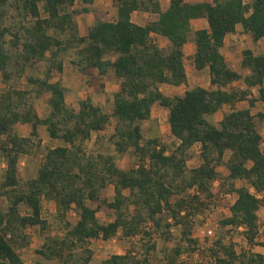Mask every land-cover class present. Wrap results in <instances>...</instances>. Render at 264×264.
Segmentation results:
<instances>
[{
	"label": "trees",
	"instance_id": "obj_1",
	"mask_svg": "<svg viewBox=\"0 0 264 264\" xmlns=\"http://www.w3.org/2000/svg\"><path fill=\"white\" fill-rule=\"evenodd\" d=\"M94 3L0 0V73L9 79L12 67L20 75L28 68L34 71L27 77L30 90L0 92V158L6 163L0 196L8 201L6 209L0 208V264H26L20 249L30 244L29 227L39 226L42 233H48L51 224L43 217L44 200L55 206L64 233L45 237L36 264H90L91 241L119 235L144 241L143 252L115 253L100 264H152L151 252L158 246L154 235L169 241L177 226L181 237L171 247L165 244L164 264H202L188 263L180 256L197 248L193 222L216 202L217 180L236 194L234 202H223L230 215L222 224L247 225L248 240L257 243L258 210L264 197H257L251 188L264 192V138L258 129L264 112L254 114L252 108L264 101V53L256 54L251 48L242 51L241 66L249 71L243 75L221 49L238 25L253 43L264 38V0H170L165 10L160 0H112L117 18H96L88 34L81 35L77 16L91 12ZM9 6L17 13L11 15ZM136 10L158 17L140 25L132 20ZM199 18H207L208 27L194 33L196 52L191 66L209 68V85L169 96L161 90L162 84L187 83L184 46L191 21ZM152 33L166 37L169 46H161ZM70 56L89 85L110 73L119 79L112 114L89 95L77 107L67 103L63 74ZM240 80L246 88L232 85ZM256 86L257 97L252 96ZM43 94H49L50 111L45 116L34 106V98ZM243 100L249 107L236 108ZM157 103L168 109V125L178 141L171 152L160 138H146L143 133L141 122L150 119ZM225 104L232 110L213 123L209 117ZM112 116L116 124L110 140L116 150L125 153L133 148L137 157L129 169L119 167L112 154L94 153L86 147L94 132L106 130ZM18 123L32 125L28 136L19 135ZM39 125L61 143L46 149L37 176L21 184L20 159L34 145L41 146ZM196 144H200L202 162L189 167ZM222 166L228 174H221ZM240 180L245 184L239 185ZM110 185L115 191L112 200L103 196ZM103 205L113 210L111 221L99 217ZM72 208L78 214L75 223L67 218ZM210 249L217 264H234L246 257L221 239ZM247 260L264 264V252L250 254Z\"/></svg>",
	"mask_w": 264,
	"mask_h": 264
},
{
	"label": "rangeland",
	"instance_id": "obj_2",
	"mask_svg": "<svg viewBox=\"0 0 264 264\" xmlns=\"http://www.w3.org/2000/svg\"><path fill=\"white\" fill-rule=\"evenodd\" d=\"M105 1L111 4L110 0H95V3L91 5V12L86 14H80L77 16L81 35L88 34L89 28L91 27V25L94 24L96 18L107 19L115 15L114 14L115 8L112 5H111L112 9L106 10L108 13L99 12L98 8L101 7L100 4L104 3ZM245 1H251V0H245ZM77 6L80 7L79 4H77ZM8 9L11 15L12 13L13 14L17 13L15 12L16 11L15 8L12 6H9ZM243 43H245L244 38H243ZM259 48L261 51H264V39L262 40V43L260 44ZM70 59L71 56L69 57V59H66L65 61V84L68 85L67 103L72 107H77L78 101L81 98L85 97L86 95H89L95 104L100 105L104 111H106L109 114H112L113 104H114L113 93L117 87L119 79L113 73H110L107 76H100L99 78H97L94 81L93 86L89 85L86 79L79 72L77 67L71 63ZM233 64L239 68L238 61L234 62ZM14 68L15 67H12L13 74L9 79H5L3 74L0 73V92L12 88L21 89V90H30L32 88V85L29 84L27 77L31 72L34 71L28 68L27 72H25L23 75H20L15 70L16 68L15 69ZM241 70L243 71V68ZM54 76H55L54 80H56L58 77L56 74ZM100 83H103L104 87H102ZM238 85L239 84H236V87H239ZM166 91L170 95L171 92L168 90ZM179 93H183L182 90L181 91L179 90ZM48 98H49V94H43L40 97L34 98L35 109L42 116H45L50 111V107L47 102ZM259 111H264L263 102L259 105ZM115 124H116V119L112 116L111 121L108 124L106 130H104L102 133L94 132L92 137L88 141H86V147L88 148L89 151H92L94 153L103 152L105 154H112L119 167L124 169H129L137 163V157L134 153L133 148L129 149L125 153H119L116 150L115 145L110 140V136L114 132ZM141 124H142L144 136L146 138H150V137L160 138L162 142L165 145H167L169 152H171L176 147L178 141L172 135L171 130L169 128L168 109L166 107L161 106L158 103L155 104L153 106L152 115L150 119L142 121ZM260 124L261 122L259 123L260 126L259 129L264 133L263 130L264 127L262 124L261 125ZM38 129H39V138L41 139V146L34 145L31 151L28 154H24L20 159L19 177L21 184L25 183L28 179L37 176L38 169L45 157L46 149L48 147L57 146L58 144L61 143L60 140L50 137L46 126L39 125ZM16 130L19 133V135L28 136L32 130V125L30 123H26V124L18 123L16 125ZM199 151L200 149L198 145H195L192 148L188 160L189 167L198 166L202 162ZM5 169H6V163L3 161V159L0 158V184L4 178ZM220 172L222 175H226L228 171L224 166H222L220 167ZM238 184L243 185L245 184V181L240 180ZM215 188L217 189L216 200H215L216 202H214V205H212L211 209H209L208 211L197 214L193 222L194 237L198 239V243L196 247L199 248L200 243L203 242L208 246L205 249H200L198 251L197 256L194 253L197 248L193 252H187V251L183 252V253H188L187 259L183 260L188 263H194L197 261L202 264H217L214 257L211 255L210 248L214 247L215 242L218 239H221L224 245H232L233 248H234V244H236L238 251H241V253L238 254L240 256H242L243 254L246 255L247 251H250V254L259 253L244 248L243 240H244L245 232L238 230L237 228H228L227 225L224 226L222 224V220L225 219L228 215H230V211L228 210V208L224 206L223 202L225 201L234 202L236 198V194L234 192H228L227 186H222L220 180H217L215 182ZM227 193H231V195L227 196L226 195ZM114 194H115L114 186L110 185L107 189H105L103 196L108 198L109 200H112L114 198ZM92 205L93 207L97 206L96 203H93ZM7 206H8L7 199L3 196H0V208L6 209ZM43 206H44L43 217L49 221L51 227L46 235L41 232L39 226L29 227L27 229V234L29 236L30 244L20 249V253L26 264H36L37 261L41 260V256L40 254H38L37 251L42 247L45 241V237L48 234L53 236H61L64 233L62 223L58 220L56 214V208L53 205V203L44 200ZM73 210L75 209L72 208L69 211L67 218L72 223H75L77 217L73 215L72 213ZM26 211L27 210L25 209L23 210V212ZM112 213L113 210L108 208L106 205H103L98 211V215L103 222L111 221ZM258 214L260 221L258 227L259 235L257 237L258 242L252 244L256 246L255 248L253 247L254 249H256L255 251H262L263 248L261 246L264 244V226H263L264 198H263V202L261 203L260 209L258 210ZM205 223H207L208 227H211L213 229L214 236L212 240H209V238L205 237L203 238V241H201L199 240V230L203 225H205ZM180 230H181L180 227L178 226L174 227L172 231L173 236L169 241L163 240L158 233L154 235L155 241L157 242L158 246L155 252H151L150 261L152 264L165 263L166 255L164 252L165 249L164 246L166 244L168 247H171L175 244L176 241H179L181 237ZM234 239L236 241H233ZM143 245H144V241L139 240L138 237L126 238L121 235L116 236L109 240H92L91 247L94 250V256L90 264H100L102 260L115 253L124 254L126 252H132L137 254L143 252ZM222 256H224V254ZM245 259L240 258L234 264H242Z\"/></svg>",
	"mask_w": 264,
	"mask_h": 264
},
{
	"label": "crops",
	"instance_id": "obj_3",
	"mask_svg": "<svg viewBox=\"0 0 264 264\" xmlns=\"http://www.w3.org/2000/svg\"><path fill=\"white\" fill-rule=\"evenodd\" d=\"M110 1H111V4L108 3L107 1H105L104 3H101L100 4L101 7L98 8L99 12L108 13L106 10L112 9V7H111L112 0H110ZM160 1L162 4V9L165 10L169 5L170 0H160ZM188 1L194 3V2H200L203 0H188ZM100 2H102V1H100ZM114 11H115V13H114L115 15H113V17H111V18H117V9L115 8ZM157 17H158L157 14L146 12V11H140V10H136L132 13V20L134 22L140 24V25H145L150 21L156 20ZM98 19H100V18H98ZM207 27H208L207 18L193 19L191 21V33L189 35L188 42L184 46V52H185L184 63H185L186 69H187L188 80H187L186 84H182V85H173V84H168V83L162 84L160 86V88L167 95H169V94L167 93L166 90L171 92L169 96H174L176 94L177 95H183L185 90L192 88L196 85H202L204 87H208L209 82H210L209 68L206 67L202 70H194L191 66L193 64V58H194V55L196 52V44L194 42V33L198 29L207 28ZM151 36L154 38L155 41H157L163 47H168L170 44L169 40L164 36H161L159 34H154V33H152ZM243 38L245 39V43H243ZM263 39L259 40L258 42L253 43L250 40L248 34L243 31L242 26L238 25L235 32L229 33L226 36L225 41H224V45H223L221 50H222V53L225 55L226 59L229 61L230 65L234 69H236L238 72L245 75L249 71L245 68H243V71L241 70L242 69L241 60L243 57L242 51L245 48H251L256 54L264 53V51H261L259 48ZM237 61L239 62V64H238L239 68L233 64L234 62H237ZM63 84L66 86V88L68 90V85L65 84V66H64V74H63ZM236 84H239L238 86L241 88H246V85L242 80L236 81L232 85L236 86ZM179 90L180 91L182 90L183 93H179ZM258 95H259V87L256 86V87L252 88V96L257 97ZM66 99H67V96H66ZM262 102L264 103V101H258L257 102L256 106L252 108V113L255 114L259 111V105ZM245 107H249V103L246 100L240 101L236 104V108H245ZM230 110H232V106L229 104H225L222 107V109H220L217 113L211 115L209 118L213 123L218 124L222 120L224 114ZM262 112H264V111H262ZM261 124L264 127V120L261 122ZM259 128H260V126L258 124V129ZM259 131L263 134V138H264V133L260 129H259ZM196 145H198V147L200 149V144H196ZM263 145H264V142H263ZM199 154H200V151H199ZM226 174H228V172Z\"/></svg>",
	"mask_w": 264,
	"mask_h": 264
},
{
	"label": "built area",
	"instance_id": "obj_4",
	"mask_svg": "<svg viewBox=\"0 0 264 264\" xmlns=\"http://www.w3.org/2000/svg\"><path fill=\"white\" fill-rule=\"evenodd\" d=\"M251 190H252V192L254 194L257 195V197H259V198H263L264 197V192H258L255 188H251ZM226 195L227 196H230L231 193H227ZM72 213H73L74 216L78 217V214H77V211L76 210H73ZM259 224H260V221H259V214H258V227H259ZM263 226H264V221H263ZM227 227L228 228H237L238 230H241L243 232H246L248 230V226L245 225V224H241V225H239L237 227H235L233 225H227ZM244 235L245 236H244V240H243L244 243L243 244H244V248L245 249L251 250L253 252H259V253H263L264 252V244L261 246L263 248L262 251H255L256 249H254V248L256 246H254L252 244V242H250L248 240V238H247V236H246L245 233H244ZM258 235H259V232H258ZM213 236H214L213 229L211 227H208L207 223H205V225H203L201 227V229L199 230V240L203 241V238H205V237L209 238V240H212ZM233 241H236V240L234 239ZM237 242H239V241H237ZM207 246L208 245H206L204 242L203 243H200L199 248H197L196 251L194 252L195 255L197 256L198 255V251L200 249H205ZM234 250H235V252H236L237 255L241 253V251H238V248H237V245L236 244H234ZM249 254H250V251H247V253H246V259L244 260V262L242 264H256V263H249V261L247 260L248 257L250 256ZM187 256H188V253H182L181 256H180V259L181 260H185V259H187ZM225 258H226V256H225Z\"/></svg>",
	"mask_w": 264,
	"mask_h": 264
}]
</instances>
